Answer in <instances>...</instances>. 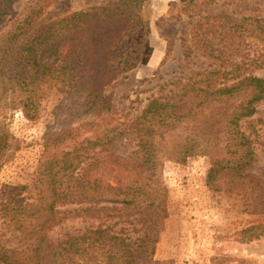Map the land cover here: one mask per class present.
I'll use <instances>...</instances> for the list:
<instances>
[{
    "label": "trees",
    "instance_id": "trees-1",
    "mask_svg": "<svg viewBox=\"0 0 264 264\" xmlns=\"http://www.w3.org/2000/svg\"><path fill=\"white\" fill-rule=\"evenodd\" d=\"M15 1L0 0V25L11 18L0 32V169L21 148L5 122L9 111L21 109L35 121L55 89L71 96L73 113L97 119L44 138L28 200L2 206L15 245L0 232V264H175L156 259L170 217L162 172L168 161L197 156L211 159L207 184L213 190L240 197L249 215L262 216L242 230L241 241L264 238V177L253 172L257 144H264L254 120L264 79L251 73L264 67V18L199 15L191 48L211 64L177 78L166 95L128 119L105 88L139 63L141 50L127 55L121 69L111 59L115 39L135 28H128L133 12L125 5L101 7L27 34L48 0L31 2L21 13L12 11ZM124 141L133 147L128 157L115 153ZM79 218L98 224L50 237L55 227Z\"/></svg>",
    "mask_w": 264,
    "mask_h": 264
},
{
    "label": "rangeland",
    "instance_id": "rangeland-1",
    "mask_svg": "<svg viewBox=\"0 0 264 264\" xmlns=\"http://www.w3.org/2000/svg\"><path fill=\"white\" fill-rule=\"evenodd\" d=\"M38 0H16L13 13L23 12L27 5ZM44 16L28 31L53 20L77 12H92L101 7L119 8L125 5L133 12L129 27L114 41L111 59L119 66L127 55L141 50L138 65L105 88L120 116L138 117L150 99L166 95L177 78L200 71L211 60L200 57L191 48V28L199 15L230 14L240 22L248 17L264 18V0H48ZM135 15V16H134ZM11 21L9 17L0 32ZM247 44V41H246ZM191 51V58L185 53ZM133 60L137 55H133ZM251 73L264 79V67ZM71 96L49 91L41 106V116L28 120L21 109L9 111L5 122L20 142L13 159L0 169V232L12 240V228H4L2 206L11 201L28 200L35 172L44 153V138L62 130L94 122L97 115L73 113ZM264 140V101L254 117ZM259 120L261 122H259ZM115 153L128 157L133 151L127 141L114 146ZM258 162L253 172L264 177V144H257ZM211 167L209 156L189 158L185 163L168 161L162 178L169 190L170 217L157 245L156 259L175 264H264V238L252 242L241 241L242 230L261 222L260 215H249L240 197L213 190L207 184ZM93 219H71L55 227L49 235L53 239L65 232H76L97 225Z\"/></svg>",
    "mask_w": 264,
    "mask_h": 264
}]
</instances>
